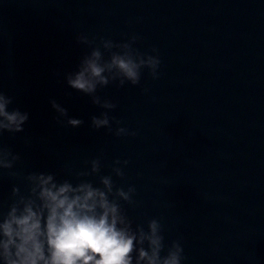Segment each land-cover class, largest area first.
I'll list each match as a JSON object with an SVG mask.
<instances>
[{
  "label": "water",
  "instance_id": "95a60500",
  "mask_svg": "<svg viewBox=\"0 0 264 264\" xmlns=\"http://www.w3.org/2000/svg\"><path fill=\"white\" fill-rule=\"evenodd\" d=\"M81 33L93 46L136 36L134 48L159 56L158 77L143 68L137 85L98 87L115 109L93 104L65 78L91 51ZM0 91L29 114L0 136L21 157L0 177L5 210L31 171L74 184L111 175L135 188V203L120 201L133 227L157 219L181 264H264V0H0ZM52 99L84 123H59ZM103 111L111 131L91 126ZM95 158L100 173L77 178ZM116 159L128 161L115 165L123 177Z\"/></svg>",
  "mask_w": 264,
  "mask_h": 264
},
{
  "label": "clouds",
  "instance_id": "9594fccd",
  "mask_svg": "<svg viewBox=\"0 0 264 264\" xmlns=\"http://www.w3.org/2000/svg\"><path fill=\"white\" fill-rule=\"evenodd\" d=\"M136 39L133 36L130 41L114 43L101 38L100 45L93 46L94 39L78 34L77 43L91 46V51L81 58L76 71L66 74L67 84L90 96L93 104L115 109V103L97 94L98 87L117 80L120 86L126 81L137 85L143 68H148L154 79L158 77L159 56L134 48ZM101 46L108 53L107 58ZM11 103L12 97L0 91V136L5 131L22 132L29 119L27 112L9 110ZM50 103L58 113L59 123L72 127L84 123L69 117L68 110L55 99ZM112 119L115 118L108 111H103L91 117V126L111 131ZM115 134L136 133L118 127ZM20 159L18 153L0 143V177L4 170L16 176L17 172L12 170ZM121 163L127 165L128 161L116 159L112 168L118 177L125 175L121 167L115 166ZM90 164V170L78 171L75 176L99 174L100 159H92ZM24 180L27 191L14 185L7 210L0 201V264H181V244L173 241L165 252L162 226L157 219L148 221L147 230L139 224L133 227L120 201L135 203L134 186L127 190L115 186L111 175H100L98 185L84 179L75 184L68 179L58 181L55 173L37 171L28 172Z\"/></svg>",
  "mask_w": 264,
  "mask_h": 264
}]
</instances>
